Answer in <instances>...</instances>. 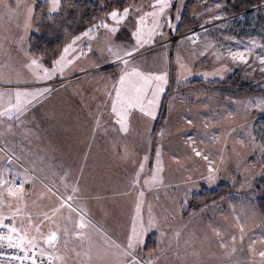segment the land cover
<instances>
[{"label":"rangeland","instance_id":"374dc122","mask_svg":"<svg viewBox=\"0 0 264 264\" xmlns=\"http://www.w3.org/2000/svg\"><path fill=\"white\" fill-rule=\"evenodd\" d=\"M73 1L60 0L59 11L50 13V0H21L34 9L27 31L23 9L18 21L9 22L5 14L3 4L15 7L16 0L0 2V69L13 81L17 72L26 81L0 82V90L43 86L24 67L29 58L26 53L42 57L40 62L51 67L64 46L92 26L76 30L79 25L75 23L74 29L68 30L67 8ZM86 1L91 6L97 0ZM122 1L124 7L131 6L133 10L118 25L117 33L111 36L101 27L95 29L94 39L82 37L77 41V51L89 44L92 50L85 47V55L70 66L63 78L57 75L47 82L53 91L19 121L5 118L0 123V171L6 181H24V200L19 205L22 212L16 217V226L27 218V212L33 213L35 223L43 219L36 213L57 205L43 183L55 184L63 193L64 183L69 185L70 192L78 179L82 192L73 206L83 208L85 220L101 227L111 239L126 243L139 190L131 186V179L151 148L152 136L149 141L148 136L164 101L153 140L154 148H161L163 183L157 188H144L142 206L145 226L149 209L157 226L148 229L135 255L145 264H259L261 258L253 256L249 246L256 251L264 248V153L259 148L264 144V107L246 104L264 99V71L257 59L264 55V0H169L171 6L161 18L164 26L158 30L155 42L139 48L133 59L135 66L146 73L166 72L167 85L156 118L132 111L126 133L119 130L107 95L118 80L122 65L113 62L107 47L109 40L122 47L134 45L131 34L137 17L152 11L154 0ZM114 8L122 11L116 3ZM114 8L104 12L94 24L105 20L113 25L106 14ZM184 9L188 10L192 25L172 38L171 32ZM169 16L173 28L168 27ZM215 16L221 18L213 19ZM146 24L151 25V17ZM194 30H200L198 40L190 43L184 35ZM42 40L60 43L48 60L44 59L47 54L30 52L31 44ZM253 41L256 46L247 63L233 61L226 55L229 49H243ZM178 57L190 74L180 68ZM222 68L226 70L215 74ZM229 79L228 86H222ZM193 148L207 154L209 160L197 157ZM209 161L218 169L212 183L205 178ZM144 163L141 185L151 175L155 152ZM65 174L66 180L62 182ZM224 184L229 192L223 198L205 203L206 199L200 197ZM3 191L15 208V198L8 197L6 189ZM3 210L7 216V203ZM61 211L65 217L71 216L67 234L65 221L58 216L61 227L55 246L38 241L39 247L52 256V264H102L96 257V248L89 259L87 243L75 235L81 231L75 228L77 214H70L66 208ZM5 223L11 220L6 219ZM55 228L48 221L41 225L43 233ZM83 231L97 248L104 247L103 237L95 229Z\"/></svg>","mask_w":264,"mask_h":264},{"label":"snow or ice","instance_id":"6c2138e0","mask_svg":"<svg viewBox=\"0 0 264 264\" xmlns=\"http://www.w3.org/2000/svg\"><path fill=\"white\" fill-rule=\"evenodd\" d=\"M2 2V0H0ZM50 13L59 11L60 0H50ZM169 0H154L151 5L152 11L143 12L137 17V26L135 31L132 32V37L135 40V44L131 47H122L120 45L113 44L109 40L107 51L113 58V62L122 65L120 75L118 80L114 82L112 91H108L107 95L111 101V112L116 117L115 122L120 126L119 130L121 132H127L129 129V116L132 111L138 110L145 117L150 119H155L157 115V109L160 102L161 94L165 91L167 85V73H146L142 71L139 67L135 66L133 63L134 53H136L139 48L144 45L154 43L155 36L158 34V30L163 28V23L161 18L165 15L166 9L170 7ZM219 7V5H217ZM5 14L7 15L8 21L17 20L20 15V10L23 9L24 15V30L27 31L30 27V23L33 15V6L30 4H22L21 0H16L15 7L3 4ZM133 10L131 6L124 7L122 11L118 8H114L112 11L106 14L107 18H110L114 24L109 25L105 20H101L98 24H93L90 28L86 29L80 35L75 36L70 43L66 44L60 53V55L52 61L51 67L44 66L40 61L42 57L32 56L29 53L28 60L24 67L28 70V73L32 79L43 85L34 88H15L11 90H0V123L6 118L8 121H19L20 118L27 113L30 108L34 105L42 102L52 91L53 88L47 84L48 81L53 80L59 75L61 78L64 77L66 72L69 71L70 66L79 59L81 56L85 55V47L88 51H91V45L82 46L77 51V41H80L82 37H88L90 40L94 39L97 33L95 29L104 28L105 31L114 36L118 31V25L125 21L130 11ZM139 11V9H135ZM179 13V9H177ZM148 17H151V25L146 24ZM220 16H215L213 19H220ZM179 20V14L176 17ZM167 24L169 28H173L172 18L167 17ZM162 35L163 33L160 32ZM23 37H20V41ZM255 42H252L251 46H245L243 49L232 50L229 49L226 53L228 57L233 61H239L247 63L248 56L252 54L253 48L255 47ZM71 53V55H69ZM260 61L261 70L264 71V55L257 56ZM181 69L184 72L190 74V70L185 64L181 63L178 57L177 60ZM226 69L222 68L219 72L215 74H220ZM207 77V73L204 74ZM0 82L3 83H21L26 82L21 80L20 73H16V79L13 81L11 76H5L2 69H0ZM114 92V96H113ZM261 106L264 107V99L252 102L249 101L247 106ZM191 123V121H188ZM97 127H99V118H97ZM11 125H9V130ZM163 135V131H161ZM191 139V137H189ZM213 139H217L214 137ZM253 144L255 145V138L253 137ZM243 143V140L239 141ZM261 153H264V144L259 145ZM193 153L197 157H202L204 160L208 161L209 157L207 154H202L197 148L192 149ZM127 155V149L125 150ZM148 160V156L145 155L143 162L140 163L139 169L135 172L134 177L131 179V186L136 189L138 188L137 199L135 202V214L131 218V228L126 238V243L121 244L116 240L111 239L101 227L92 224L90 221L85 220V210L79 206L74 207L73 202L81 197V188L79 185V180L71 186V191L68 192L67 189L69 185L64 183L65 192L61 193L55 184L43 183L44 189L47 193L51 194L52 197L56 198L57 205L52 207L49 211L38 212L35 215L37 217H42L43 219H37L34 223L32 220L33 213L27 212V218L22 219L20 226H16V217L21 215L20 203L24 200V181L19 184H15L11 181H6L3 177V172L0 171V247L5 243L10 249H18L19 253L23 255L13 253V259L24 264V261L29 260L31 264H36V255L39 251L40 255L45 254V249L39 247L38 241L43 240L45 244L49 247H54L58 239V231L61 227L57 217L60 220H64V232L67 234L68 227L67 224L71 222V216L65 217L62 213V209H67L68 212L76 213L79 217L78 223L75 224V228L81 231H76L75 235L79 237L83 242H86L89 249V259H91V251L96 248V257L102 262V264H145L144 261L140 260L135 253L139 250L140 245L144 243L145 233L150 228L157 226L156 219L151 214V209H149V219L147 225L145 226L143 216H142V206L144 203V188L149 189L157 188L163 183V177L161 173L163 172V161L161 158V148L159 146L155 149V165L152 168L151 175L143 180L141 185V173L145 167V163ZM11 158H9V162ZM214 162L209 161L208 164V174L205 177L209 183L215 181L216 176L214 175L218 169L212 166ZM67 174L61 177V181L66 180ZM31 179V178H29ZM45 180L47 177L44 178ZM4 189L7 191V196L10 198H15L17 206L13 208L11 201L6 200L4 196ZM7 203L8 205V215H5L3 206ZM187 203V201H184ZM6 219L11 220V223H5ZM48 221L49 223L55 224V229H50L47 233L41 231V225ZM241 233H243V225H239ZM92 228L98 232L104 240V247L97 248L95 243L92 241L90 236L83 231L84 229ZM7 229V231H3ZM33 232L35 234H33ZM220 235L219 231L216 233ZM163 235V233H161ZM179 235V234H177ZM241 238H243L241 236ZM235 240V236L232 237ZM254 243V242H253ZM221 247H224L223 241H221ZM250 251L253 256L258 255L261 259L259 264H264V248L256 251L249 246ZM235 249H233L234 251ZM51 260V257H49Z\"/></svg>","mask_w":264,"mask_h":264},{"label":"trees","instance_id":"16d2710c","mask_svg":"<svg viewBox=\"0 0 264 264\" xmlns=\"http://www.w3.org/2000/svg\"><path fill=\"white\" fill-rule=\"evenodd\" d=\"M111 1L110 0H97L96 3L93 2V5L89 6L86 0H74L71 3V6L67 8V11L70 13V15L67 18V21L69 23L67 25L70 26L68 30L70 31L71 29H74L75 23H78L79 25L77 26L76 30L78 29L82 30L86 27L93 25L96 20L102 17V14H104V12H107L111 8H114V3H116L118 7L121 9H123L124 6L126 5V4H123L122 0H114L113 4ZM100 4H104L105 7L100 6ZM101 8H103V11H100ZM262 21L264 23V20ZM191 25L192 24L189 22L188 10L184 9L180 17V20L178 21L174 30H172L171 32L172 38L178 37L179 35L184 33L189 27H191ZM59 47H60V43H58L57 41L52 42V41L42 40L35 45L31 44L30 52L34 55H38L39 53L47 54V56H45L44 59L48 60L49 58H51L50 56L54 55L56 50L58 51ZM228 82H230V79L227 82L223 83L222 86H228L229 84ZM163 110H164V101L160 105V110H159L160 114L153 128L150 156L154 155L155 148L153 146L154 145L153 140L155 139V134L158 128L157 122L160 119ZM228 192H229L228 186L224 184V185H219L216 189L208 192L207 194L204 193L205 196L201 195L200 197H203L206 199L205 203H209L211 201H216V200L223 198L225 194H227Z\"/></svg>","mask_w":264,"mask_h":264},{"label":"built area","instance_id":"2783aa9c","mask_svg":"<svg viewBox=\"0 0 264 264\" xmlns=\"http://www.w3.org/2000/svg\"><path fill=\"white\" fill-rule=\"evenodd\" d=\"M199 32L200 30H194L190 33L185 34L184 38H187V40L190 43H195L198 40ZM3 231L6 232V229H3ZM13 253L23 255V253H19L18 249L8 248L7 244H4L2 247H0V264H20L19 261L13 259ZM49 257H51V260L49 259ZM35 259H36V264H52L53 263L52 256L46 252L44 255H40L38 251ZM24 264H31V261L26 260L24 261Z\"/></svg>","mask_w":264,"mask_h":264},{"label":"crops","instance_id":"0c3cea01","mask_svg":"<svg viewBox=\"0 0 264 264\" xmlns=\"http://www.w3.org/2000/svg\"><path fill=\"white\" fill-rule=\"evenodd\" d=\"M154 125V124H153ZM152 132H153V126H152V128H151V131H150V133H149V136H148V141H149V138H150V136H152ZM138 133V131L136 130V132H135V134L136 135H138L137 134ZM155 136H157V133L155 134ZM156 149V148H155ZM155 152V151H154ZM146 155L148 156V157H150V149H149V151L146 153ZM154 156V155H153Z\"/></svg>","mask_w":264,"mask_h":264}]
</instances>
